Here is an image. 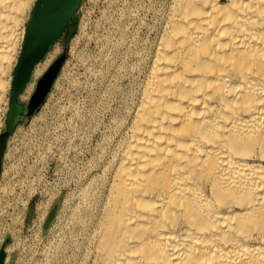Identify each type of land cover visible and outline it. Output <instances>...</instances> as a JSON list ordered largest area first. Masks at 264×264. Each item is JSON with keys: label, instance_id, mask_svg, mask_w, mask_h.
<instances>
[{"label": "bare ground", "instance_id": "1", "mask_svg": "<svg viewBox=\"0 0 264 264\" xmlns=\"http://www.w3.org/2000/svg\"><path fill=\"white\" fill-rule=\"evenodd\" d=\"M33 1L0 0V115ZM160 22L43 256L65 243L77 264H264V0H166Z\"/></svg>", "mask_w": 264, "mask_h": 264}, {"label": "rangeland", "instance_id": "2", "mask_svg": "<svg viewBox=\"0 0 264 264\" xmlns=\"http://www.w3.org/2000/svg\"><path fill=\"white\" fill-rule=\"evenodd\" d=\"M164 2L79 0L69 20L76 23L75 32L66 39L65 30L34 67L17 99L21 120L7 133L5 116L17 61L12 67L0 115V138H5L0 159V264H77L65 243L55 249V259L44 258L42 250L62 236L51 232L53 226L107 147L115 123L127 117L143 61L160 29ZM36 6L34 0L25 29ZM59 59L62 64L48 93L30 111L37 81Z\"/></svg>", "mask_w": 264, "mask_h": 264}, {"label": "water", "instance_id": "3", "mask_svg": "<svg viewBox=\"0 0 264 264\" xmlns=\"http://www.w3.org/2000/svg\"><path fill=\"white\" fill-rule=\"evenodd\" d=\"M79 0H37L24 40L12 80L9 109L6 117L7 133H12L21 120L22 106L18 97L24 91L34 66L43 58L61 34L67 30L66 39L75 32L76 23L69 20L76 12ZM62 59L54 62L43 78V85L32 97L28 109L37 108L48 93L60 67ZM5 138H0V159L4 150Z\"/></svg>", "mask_w": 264, "mask_h": 264}]
</instances>
